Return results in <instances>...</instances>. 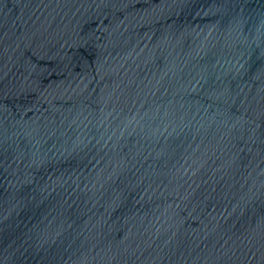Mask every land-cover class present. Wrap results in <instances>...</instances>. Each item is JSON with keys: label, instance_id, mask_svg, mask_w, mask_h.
<instances>
[{"label": "water", "instance_id": "obj_1", "mask_svg": "<svg viewBox=\"0 0 264 264\" xmlns=\"http://www.w3.org/2000/svg\"><path fill=\"white\" fill-rule=\"evenodd\" d=\"M0 264H264V0H0Z\"/></svg>", "mask_w": 264, "mask_h": 264}]
</instances>
